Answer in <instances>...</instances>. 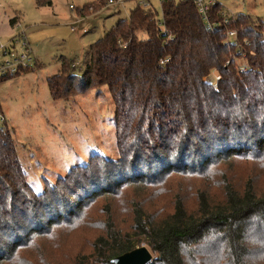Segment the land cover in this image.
Listing matches in <instances>:
<instances>
[{
  "label": "trees",
  "instance_id": "16d2710c",
  "mask_svg": "<svg viewBox=\"0 0 264 264\" xmlns=\"http://www.w3.org/2000/svg\"><path fill=\"white\" fill-rule=\"evenodd\" d=\"M161 8L160 24L136 6L83 66L62 59L47 79L54 101L107 86L118 159L93 155L37 194L0 126V264H112L140 242L151 264H264V185L224 169L264 164V23L240 14L223 25L217 3L210 21L221 26L208 30L190 0Z\"/></svg>",
  "mask_w": 264,
  "mask_h": 264
},
{
  "label": "rangeland",
  "instance_id": "374dc122",
  "mask_svg": "<svg viewBox=\"0 0 264 264\" xmlns=\"http://www.w3.org/2000/svg\"><path fill=\"white\" fill-rule=\"evenodd\" d=\"M48 1L51 5L39 6L36 0H0V47L23 33L33 51L32 72L0 82V100L8 127L18 143L17 155L26 180L37 194L93 155L118 159L114 104L107 86L54 101L47 79L59 72L62 59L83 66L90 44L103 37L118 20H128L130 10L136 6L142 8L139 0H127L123 6L104 2L95 10L91 3L97 0ZM149 2L161 24V2ZM217 2L229 17L243 14L264 23V0ZM81 9L84 11L80 15ZM16 17L19 21L15 20L17 24L11 26L9 21ZM71 29L76 31L73 33ZM224 169L230 170L236 182L243 184L248 175L254 174V184L264 185V164L236 160L231 168L226 164ZM120 210L117 206L113 208L117 224L124 228V215H118ZM144 245L145 242H140L137 247Z\"/></svg>",
  "mask_w": 264,
  "mask_h": 264
},
{
  "label": "built area",
  "instance_id": "2783aa9c",
  "mask_svg": "<svg viewBox=\"0 0 264 264\" xmlns=\"http://www.w3.org/2000/svg\"><path fill=\"white\" fill-rule=\"evenodd\" d=\"M127 0H108L107 5H123ZM161 3L163 1L180 2L186 0H159ZM195 5L198 14L201 16L202 21L205 24V28L208 30L217 29L221 26L220 23H211L210 12L211 8L215 6L218 2L217 0H190ZM139 5L145 10H153L152 5L149 0H139ZM223 18L222 24H228V17L225 13L220 14ZM17 24V23H15ZM75 32L76 29H71ZM237 33L234 30H227L226 41L232 42V45L237 46ZM168 60L161 61L160 64L164 65ZM34 62L33 51L29 43L27 42L23 33H20L17 37L13 38L5 46L0 47V82L3 79L16 76L19 72L25 71L32 68ZM228 64V61H227ZM244 70L243 67L240 68ZM210 79V78H209ZM218 81L219 77L214 76L210 80ZM213 86H216L214 84ZM6 117L0 108V126L7 127Z\"/></svg>",
  "mask_w": 264,
  "mask_h": 264
},
{
  "label": "water",
  "instance_id": "95a60500",
  "mask_svg": "<svg viewBox=\"0 0 264 264\" xmlns=\"http://www.w3.org/2000/svg\"><path fill=\"white\" fill-rule=\"evenodd\" d=\"M154 257L145 246L136 247L133 250L123 253L114 259L112 264H151Z\"/></svg>",
  "mask_w": 264,
  "mask_h": 264
},
{
  "label": "crops",
  "instance_id": "0c3cea01",
  "mask_svg": "<svg viewBox=\"0 0 264 264\" xmlns=\"http://www.w3.org/2000/svg\"><path fill=\"white\" fill-rule=\"evenodd\" d=\"M51 5V4H50ZM120 6H123V5H120ZM81 15V14H80ZM13 19H15V20H18L19 21V18L18 17H16V18H13ZM9 24H10V21H9ZM74 33V32H73ZM76 33H79L78 31L76 32ZM82 33L83 34H86V32H84V31H82ZM85 56H87V53L85 52V54H84V62H82L83 64H85L86 63V61H87V57H85ZM0 108H1V110H2V112L4 113V115H5V111H4V109H3V103L1 102V100H0ZM6 117V116H5ZM6 121H7V119H6ZM7 123V127H8V122H6ZM9 128V127H8ZM13 137H14V134H13ZM16 141V140H15ZM16 147H18V143H17V141H16Z\"/></svg>",
  "mask_w": 264,
  "mask_h": 264
}]
</instances>
